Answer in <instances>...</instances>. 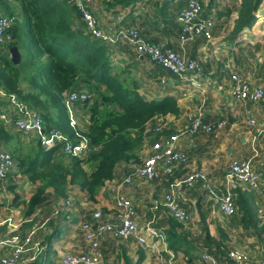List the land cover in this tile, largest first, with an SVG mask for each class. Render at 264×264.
<instances>
[{"label":"trees","instance_id":"1","mask_svg":"<svg viewBox=\"0 0 264 264\" xmlns=\"http://www.w3.org/2000/svg\"><path fill=\"white\" fill-rule=\"evenodd\" d=\"M6 1L0 0V6L6 5ZM15 1L19 3L22 19H18L12 26L13 40L7 47L9 49L16 45L21 57L19 63L13 64L8 51L0 50V87L7 93H15L30 108L40 113L46 129L56 128L72 142L79 140L77 132L87 137L90 146L97 147L84 158L64 156L59 144L46 150L35 142L29 146L30 152L29 149L23 152L18 145L17 134L8 130L0 120V142L7 147L12 159H17L18 173L26 178L29 185L34 186L29 198L21 200L15 190L16 183L7 185L8 191L14 194L11 205L25 204L24 217H31L23 224L24 232L33 228L37 217L32 215L40 208L49 211L52 203L67 197L69 185L78 186L85 191L89 200L95 201L105 181L114 177L119 163L140 161L138 150L147 135V124L156 116L178 114L180 109L176 98L171 95L144 98L139 91L137 79L131 75V64L121 67L111 59L110 47H116L117 44L109 45L85 32L82 22H77L78 13L71 3L65 0ZM218 1L207 0L203 15L209 16L211 10L218 8ZM261 2L262 0H235L230 6L226 5L217 11L212 19L218 20L222 15L227 17L235 12L227 37L233 41L239 32L252 26ZM104 4L108 8L143 7L132 24L121 16L120 23L135 27L147 38L150 30L160 26L162 33L177 34L180 28L176 16L186 6L187 0H105ZM200 62L202 70L211 66V62ZM82 88L95 89L90 105L87 101L75 103L76 107L80 105L88 112L84 130L70 125L63 101L66 93ZM84 164L90 165V169L87 170ZM249 197L250 194L240 192L235 198L237 212H240L239 223L246 228L258 223L248 201ZM47 205L50 207H45ZM64 212L60 211L55 218L47 215V220L42 221L34 230L32 242L42 237V226L47 229L43 237L44 249L42 254L25 264H52L48 256L52 253L53 242L67 230L64 224L69 217ZM163 223L167 224L164 242L174 255L180 251L190 258L191 245L195 246L198 241H202L210 247L214 246L218 250L217 254L222 256H219L220 259L230 263L225 256L231 248L215 241L206 228L192 239L193 236L173 217L167 215L162 220L161 224ZM261 229L262 227L258 231ZM142 257L141 248L138 249L135 261L122 255L124 264H140Z\"/></svg>","mask_w":264,"mask_h":264},{"label":"built area","instance_id":"2","mask_svg":"<svg viewBox=\"0 0 264 264\" xmlns=\"http://www.w3.org/2000/svg\"><path fill=\"white\" fill-rule=\"evenodd\" d=\"M65 1L75 7L78 13L77 22H82L83 29L92 38L109 45L124 44L138 56H146L171 75L185 77L186 73L197 75L202 72V64L199 60L184 55L164 41L154 43L148 40L135 27L121 24L120 16H117L116 20H111L107 26L100 25L99 18L94 13V6L98 0ZM204 6V1L187 0L186 6L177 14L176 22L180 28L178 36L180 43L195 38H202L207 42L213 40L215 22L211 16L203 15ZM18 19L17 15L0 9V50L8 51L7 44L13 40L11 28ZM160 83L166 84V78H160ZM229 84L232 100L244 105L242 112L248 128L247 133L253 144L252 149L256 151L257 140L260 137L264 138V121H259L247 104L253 105L264 100V85L252 82L239 71L229 72ZM88 97L89 93L85 89L72 90L64 96L63 101L69 113V123L73 128L76 121L72 116V105L82 104L87 101ZM0 120L8 130L17 132L24 140L26 137L38 142L46 150L59 144L60 152L64 156L84 158L90 151L97 149L96 146L92 147L88 144L87 137L77 132L80 138L77 142H72L56 128L46 129L40 113L30 108L15 93H7L1 87ZM226 123V119L204 122L199 116H193L188 125L170 134L164 133L166 123L163 118H160L153 126H146L145 138L151 140L148 153L140 162L131 165L129 173L120 179L112 178L105 181L102 187L112 204L111 216L106 218L102 211L91 207L88 208L87 214L79 216L77 225L85 242V250L63 253L58 264H106L100 248L101 239L105 234L114 239L135 240L144 250H151L154 264H180L173 251L167 250V256L162 253L165 250L162 249L160 240L164 241L165 226L156 225L158 218L155 216L144 224H139L136 202L127 195V191L134 185L135 180L149 182L173 176L188 162L187 153L178 147L179 139L197 132L214 133L225 128ZM14 165L9 151L0 142V182L4 181L7 175L14 170ZM260 176L250 158L232 159L225 174V188L217 197L220 212L224 216L233 215L237 211L236 193L233 189L239 187L241 190H257L261 183ZM200 180H203L204 187L213 193L205 174L200 170H192L179 178L172 179L163 197L152 201V209L163 206L165 214L177 220L183 229L188 228L191 214L183 205V191L194 188ZM72 206L71 196L61 198L56 203L53 214L57 215L60 211L70 209ZM20 224V219L15 216L0 217V264H25L40 254L37 252L40 239L32 242L35 228L22 232ZM3 247H7V250L4 251ZM225 258L230 263L206 250L201 253V261L204 264H264V256L257 257L255 251L251 252L248 248L233 247L227 251Z\"/></svg>","mask_w":264,"mask_h":264},{"label":"crops","instance_id":"3","mask_svg":"<svg viewBox=\"0 0 264 264\" xmlns=\"http://www.w3.org/2000/svg\"><path fill=\"white\" fill-rule=\"evenodd\" d=\"M104 1L105 0L97 1L96 6H94V13L105 26H107L111 20H116L117 16L123 17L128 20L129 24H132V20L136 21L135 17L142 12L143 9V7L138 6H134L133 8H108L104 4ZM232 1L235 2V0ZM206 3L207 2H205V5ZM218 3V8L212 10L213 16L217 11H220L222 7L224 8L226 5H229L226 0H219ZM261 3H264V0H262ZM259 9L258 11H260ZM234 18L235 12H232L227 17L222 15L218 20H214L215 28L216 26L217 28L214 29V37L210 42H207L202 38H195L193 40H188L185 43H180L178 40L180 31L175 35L165 34L162 33L161 26L155 30H150L147 34V39L152 42L164 41L167 45L178 49L186 56L196 58L197 60L202 61V63L206 61L211 62L209 69L206 70L203 68L202 72L197 75L191 73H186L185 77L171 75L166 69L151 62L146 56H138L133 50L126 47L124 44L118 45L121 43H118L116 47H110V57L115 64L121 67L129 63L131 64V75L137 79L139 83V91L144 98H160L165 95H171L176 98L180 109L179 113L156 116L152 122L147 124L148 127L153 126L160 118H163L166 123L164 133L170 134L177 132L178 129L188 125L193 116H199L204 122L219 119H226L227 121L225 128L214 133L204 134L202 132H197L194 135L184 136L179 139L178 147L187 153L188 162L173 176L149 182L142 180L134 181V185L129 188L127 195L131 196L136 202L138 223L144 224L152 216H155L158 218L156 225H164L166 227V223L161 224L162 220L167 216V214H165V208L160 205V208L155 210L152 209V201L159 200L163 197L168 189V184L172 179L179 178L186 172L192 170H200L205 174L213 193L204 187L203 180H200L194 188L185 189L183 191V205L191 214V222L185 230L190 236H193H191L193 239L195 235H199L204 228H206L208 233L215 238V241L222 242L226 247H236L239 249L248 248L251 252L255 251L257 257H262L264 256V143L259 145V148L261 149L259 150L257 142L256 151H254L247 130L243 135H240L242 132L238 130L234 120L240 114L243 115L242 111L244 110V105L234 102L230 96L229 72L238 71V66L241 64L243 65V63L248 64V59L251 57L246 56L245 58L236 52L237 44H247V40H242L244 39L242 36L248 33V35H246L248 40L249 37L253 36L254 40L256 38L258 41H249L258 43L261 42V40L264 41V34H261L264 32L257 34V32H259L258 29L255 28V30H253L251 28H246L249 32H246V30L243 29L233 41L224 39L223 34L219 36L218 28L223 26L225 30L224 33H227L232 28ZM115 58H117L118 61H116ZM244 58L245 60L241 62L240 59ZM259 71H262V69ZM160 78H166V84L160 83ZM73 106H75V103ZM247 106L252 108L259 121H264V100L253 105L247 104ZM74 115L75 118L74 116L73 118L76 121L75 126L79 127L81 123L78 116H76L77 112ZM85 122V124H82L84 125L82 128L81 126L79 127L82 130L86 128L88 120ZM13 133H16L19 138L21 137L17 132ZM21 140L25 141L24 139ZM31 141L33 140H30V142ZM144 141L145 142L138 150V154H140L139 159L142 154L146 155L148 153V150L146 151V149L147 146L149 147L151 144V140H147L148 144H146V138H144ZM33 142L35 143V141ZM241 158H250L253 167L261 175L259 189L252 191L241 190L239 187L233 189L236 196L240 192L250 194L248 201L252 207L253 213L258 218V223L254 227L250 226L247 228L239 223L240 212L236 211L237 213L235 212V214L231 216H224L220 212L217 202V197L225 188V174L228 171L229 162L232 159ZM227 161L228 167L226 169V167L223 168L222 165ZM132 164L133 162L119 163L115 168L113 178L120 179L129 173ZM71 189L74 190V194L78 193L85 199V191L78 188V186H72ZM48 191L50 192L51 189L49 188ZM102 191V188H100L96 199L99 200L100 204L111 207L112 204H110V199H106L107 197L109 198L108 194L106 193L103 197L101 194ZM70 195L71 192L67 196ZM60 200L61 198L55 203H52V207L48 211L51 213V218L56 217V215L53 214V210L56 203ZM77 203L78 200L77 202H73V206L71 207L72 211L70 210L71 208L69 209L71 212L67 209L64 210L69 215V218L66 219V223L64 224V226H67L66 232L68 231V233L60 234L58 239L53 242L52 249L56 254L52 251L48 256V259L52 264H58L59 258L63 253L71 252L72 250L78 251L71 248L72 242L75 241V236L72 234L73 230L69 227L75 225L73 224L74 220H76L77 225V215L80 213L76 208ZM45 207L49 208L50 206L47 205ZM43 210L44 208H40L35 215H41ZM47 217L48 216L44 219L42 218V221ZM41 224L42 222L39 225ZM261 227L262 229L258 231ZM160 245L162 249L164 248L165 250L162 253L167 256V250L169 249L166 243L164 241L161 242L160 240ZM100 248L103 257L108 264H124L122 258L123 254L131 259V261H135L138 258V249L140 248L143 251V257L140 264H154L151 250H144L142 246L138 245L133 239L119 240L111 238L108 234H105L101 239ZM190 248V258L184 256L180 251L175 254V258L180 264H204L201 261V253L204 250L208 252L212 251L211 253L215 255L218 253V250H216L214 246L210 247L202 241H198L195 246L191 245ZM60 252L63 253L59 255L58 253ZM216 256H220V254H217Z\"/></svg>","mask_w":264,"mask_h":264},{"label":"rangeland","instance_id":"4","mask_svg":"<svg viewBox=\"0 0 264 264\" xmlns=\"http://www.w3.org/2000/svg\"><path fill=\"white\" fill-rule=\"evenodd\" d=\"M204 1L207 2V0H204ZM226 2L229 4L228 6H230L231 2H233V1L232 0H228V1L226 0ZM5 4L6 5L3 4L4 6H0V7H2V8H0L2 11L6 12V13H13V14L17 15L19 19L20 18L22 19L21 14H20V10H19V3L17 1H15V0H7ZM261 5H264V3H261ZM261 5H260V9H259L260 11L255 12V14L257 16L255 15L256 19H255L254 23L252 24V26L250 27L253 30H255V28L258 29L259 32H257V34H260V32H264V7H261ZM205 10H206V6H204V11ZM210 15L213 16L212 10H211ZM98 22H99L100 25H103V23L100 20ZM255 26H257V27H255ZM216 28H217V26H216ZM230 30L227 33H224L225 30H224L223 26H220V28H218V31H219L218 34H219V36L221 34H223L224 35L223 38L227 39ZM245 30H246V32L248 31L247 29H245ZM239 34H240V32H239ZM261 34H264V33H261ZM246 35H248V33L242 36V38H244L242 40H245V41L247 40V44L243 43V44L239 45V44L236 43L237 44L236 45V52H237V54L242 55V57H245V58H246V56H251V57H250V59H248V64H244L243 63V65L241 64V65L238 66V68H239L238 71L240 72V74H242V75L248 77L250 80H252V82L261 83L262 85H264V41L261 40V42L253 43L257 39L255 38V40H254L253 36H251V37H249V40H251L253 42H250L248 40V38L246 37ZM27 38L30 41L29 34H27ZM31 50H33V47L31 48ZM250 53H251V55H250ZM245 58L244 59H240L241 62H243L245 60ZM115 60L118 61L117 58H115ZM260 69H262V71H259ZM24 86H25V83H24ZM82 89L87 90V92L89 93V97L87 99V104L90 105L93 102V98H94V94H95L94 90L95 89L94 88H91V89L82 88ZM71 110H72V116H74V118H75L74 114H76V112H77L76 116H78V119H79V121L81 123V125L80 124L79 125L82 128V126H84L82 124H85L86 123L85 121L88 120V112L86 111V109L84 107L81 108L80 105L77 106V107L72 105ZM68 117H69V113H68ZM234 122L236 123V126H237L238 130L242 132L240 135H243V133L248 129L246 127L244 115L240 114L238 117H236ZM21 139H23V138L22 137H20V138L18 137V142L20 143L18 145L20 146L21 150L23 152H27L28 149H29V152H30V147L32 145H34L35 143L33 141L30 142V140L28 138H26V137H25V141H22ZM257 142H258L257 143L258 149L261 150L259 148V145L261 143H264V138H261ZM146 144H148L147 140H146ZM3 147L5 149H7V147H5V146H3ZM148 148L149 147L147 146L146 151L148 150ZM144 155L142 154L140 156V161L142 160ZM222 158H224V157H222ZM14 161H15L14 162V164H15L14 165V170L7 175V177H6V179L4 181L0 182V186H1L0 187V217H3L5 215H12V216H15L16 218H19L20 222H21L20 230L22 231L25 228V227H23V224L25 222H27L29 219H31V217L30 218H25L24 217V211L26 209L25 204L21 203L18 206L11 205V201L13 199V195L14 194L12 192L8 191L7 185L9 183L10 184L16 183V189L15 190L20 195L21 200L29 198V196L31 195L32 191L34 190V186L31 185V184L29 185L27 183L26 178L24 176H22L20 173H18V171L16 170V165H17L16 161H17V159L15 157H14ZM84 165H85V168L87 170L90 169V165H87V164H84ZM222 167L223 168L226 167V169H227L228 161L225 162V164L222 165ZM8 179H10L11 182L8 181ZM71 188H72V185H69V187L67 188V191H66L67 193L66 194L68 195L71 192L70 196L72 197L73 202L74 201L77 202V200H78V203L76 204L77 205L76 208H77V211L80 212V213L77 215V220H78L79 216H82L83 214H87L89 212L88 208H90V207L91 208H96V210L102 211V213L104 214V217H106V218L111 216V213L113 211L112 207H110L108 205L100 204L99 200H97V199L95 201H92V200H89L86 196H85V199H84V197H82L80 194H78V193L74 194V190L71 189ZM101 194L104 197V195L106 194V191L103 190ZM97 196H98V194H97ZM106 199L109 200L108 197ZM79 201H80L81 204L79 203ZM67 210L68 211H70V210L72 211V208L70 210L69 209H67ZM47 215H51V214L45 208H44V210H43L41 215L39 214V215L36 216L35 214H33L32 217L36 216L38 218L33 223L32 227L36 229L38 226H40L39 224L42 222V218L44 219ZM73 224H75V225L74 226H69L73 230L72 234H74V236H75V241L72 242L71 248H74L76 250H80V249L81 250L82 249L85 250V242L83 241V239L81 237V231H80L78 225H76V220L73 221ZM27 229L28 228H26V230ZM46 230L47 229L46 228L44 229L43 226L41 227L42 237L39 240V247H38V250H37V252H39L40 254H42L41 249H42V247L44 248V245H45V243L43 242V237H44V234H45ZM66 233H68V231L67 232L66 231L63 232L62 234H66ZM3 248H4V251L7 250V247H3ZM68 250H72V249H68ZM52 251L55 253V251L53 249H52ZM72 251H74V250H72ZM61 253H63V252H60L58 254L61 255ZM105 263L108 264L107 261H105Z\"/></svg>","mask_w":264,"mask_h":264},{"label":"water","instance_id":"5","mask_svg":"<svg viewBox=\"0 0 264 264\" xmlns=\"http://www.w3.org/2000/svg\"><path fill=\"white\" fill-rule=\"evenodd\" d=\"M8 52H9L8 56H9L11 62L13 64L19 63L21 54H20L18 47L16 45H13V46L9 47Z\"/></svg>","mask_w":264,"mask_h":264}]
</instances>
